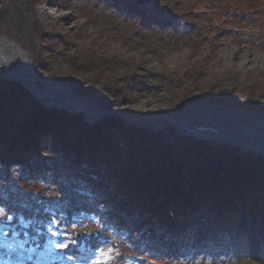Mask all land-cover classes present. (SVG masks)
Listing matches in <instances>:
<instances>
[{"label":"trees","instance_id":"trees-1","mask_svg":"<svg viewBox=\"0 0 264 264\" xmlns=\"http://www.w3.org/2000/svg\"><path fill=\"white\" fill-rule=\"evenodd\" d=\"M49 1L0 0V37L28 54L38 76L60 78L74 93L108 111L133 106L144 92L155 89L168 92V110L183 111L203 102L237 106L264 117V73L231 71L225 77L198 68L199 75L193 70L195 65L180 75H158L144 69L142 60L107 50L100 54L92 45H82L72 53L77 44L48 16L44 6ZM181 1L187 8L191 5ZM153 2L94 0L88 4L114 8L110 11L114 20L106 18L107 23L132 26V34H142V43L159 39L168 48H179L198 41V45L208 42L219 47L216 39L225 35L241 49H264V0L235 2L227 10L230 25L222 21L223 30L210 41L206 34H212L204 30L201 18L181 17V22L172 9L157 8ZM202 4L205 0H196L193 8ZM97 14L107 16V12ZM209 23L205 22L212 28L219 26L213 20ZM253 24L256 27L248 28ZM245 27L250 30L246 43L236 34ZM165 32L173 38L164 39ZM63 63L69 64V70L52 66ZM179 78L195 79L193 85L185 86L194 89L182 92L188 82L182 85ZM241 152L170 127L156 130L126 125L118 118L87 123L79 114L44 107L25 86L7 84L0 75V209L7 214L0 221L27 235L25 241L32 245L41 246L48 240L41 234L47 228L62 231L100 216L101 229L111 227L118 235L135 236L140 251L157 257L185 255L192 249L227 252L238 215L236 201L252 221L264 220V185L255 197L247 188L251 179L264 184V156ZM231 169L234 176L229 174ZM223 176L233 177L235 183ZM245 178L247 185L238 183ZM115 205L119 207L114 210ZM9 215L18 219L8 222L3 217ZM19 238L10 232L7 238L0 236V244ZM57 241L62 242V237ZM96 246L87 241L79 251L74 243L65 255L83 259ZM15 257L18 252H0V264L16 262Z\"/></svg>","mask_w":264,"mask_h":264},{"label":"rangeland","instance_id":"rangeland-1","mask_svg":"<svg viewBox=\"0 0 264 264\" xmlns=\"http://www.w3.org/2000/svg\"><path fill=\"white\" fill-rule=\"evenodd\" d=\"M93 1L94 0H78L77 4L71 5L70 2H67V4L64 1L59 2L57 0H51L44 6L46 12L48 11L49 13L48 16L57 22V25L59 26L58 30L64 34L67 33V35L70 37L69 39H72L77 44L74 49H72V53H75L77 48L82 45H92L95 50L98 49L100 51V54H103L105 50H107L112 54H120L125 58L133 57L136 60H142L141 65L144 69L153 70L154 73L158 75L159 72H175L176 74L173 76L180 75L187 70L191 71L190 66L193 67L195 65L196 67L193 68V70H197L199 75H201V72L198 68H201L202 71H207L215 75H224L225 77L228 76V73L231 71L233 73H264V49H241L236 43H233L232 40L225 35H219L220 38L216 39V43L219 44V47L211 46L208 44V42H202L201 45H198V41L192 43L190 46H182L179 48L174 46L168 48L165 41H161L159 39L152 40V42L148 44L142 43L139 40V37H141L142 34L140 32L137 33V36L132 34L131 25H129L131 28L127 29L122 25L113 27V25L107 23L106 18L114 20L110 13L111 9L114 10V8L104 7L101 4H93L91 7L88 3ZM154 1L155 2L153 3L157 8L165 7L172 9L170 12L180 17L179 21L181 22V17H183L185 20L201 18L204 30H210L212 34V36L206 34V41H210L215 36L214 34H217L218 31L223 30L221 28V26H223L221 23L222 21L226 20L230 25L231 19L227 13V10L235 7V2L238 0H205L206 4L199 5L197 9L193 8V4H195L196 0H184L185 4H191V7L189 6L188 8L181 0ZM200 1L202 0H198V3ZM237 5H241V3L237 2ZM104 12H107V16H100L97 14ZM210 20H213L216 24L219 23V28H212L205 24V22L209 23ZM131 21L136 23L135 19ZM133 22L130 23L135 25ZM252 27H256V25L253 24L251 27L248 25V28L252 29ZM249 31L250 30L245 27L236 34L239 36L242 42L246 43L248 42L247 33H249ZM259 31L261 30L259 29ZM255 32L256 28L252 30L250 34H254ZM172 38V34L165 32L164 39L171 40ZM24 53L27 54L26 52ZM52 66L56 69L63 68L64 70H69L68 67H70L68 63H63L62 66L58 67L54 65ZM39 78L44 80L54 78L67 83L64 80L49 74L39 76ZM5 79L7 84L17 83L9 78ZM178 81L183 85V83H185L187 80L184 78H179ZM187 82L188 84L183 85L184 87L193 85L195 79L193 80L192 78V81ZM26 88L28 89V87ZM191 88V86L185 88L182 87V92L185 91L187 94L191 91ZM55 96L57 95L55 94ZM33 97L35 98L34 95ZM167 98L168 92L160 91L158 93L157 90L150 89L144 92L143 96L139 97L133 106H126L123 108L141 113L168 111L166 107ZM35 99L46 108L60 110L56 107L40 102L37 100V98ZM59 99L61 100L62 98L60 97ZM205 104L206 103L200 102L197 105L191 106L187 108V110L183 111L191 112L190 108L196 106L201 107ZM191 114L193 113L191 112ZM212 143L217 144L222 142ZM226 145L239 149L242 151L241 153L248 152L264 156V150L259 147H235L229 144ZM229 174H235L234 170L231 169ZM223 178L226 177L223 176ZM226 179H229L228 183H235L234 181H231L233 180V177L231 179L227 177ZM242 180H238V183L243 185L248 184L246 178ZM251 180V183L249 182L251 186L247 188H250L253 197H255V195H258V191L262 188L260 186H263L264 184H257L254 179ZM162 189L164 190V188ZM156 190L158 191V189ZM23 192L25 194V190ZM25 199L28 201L31 200L28 198ZM234 204H236L238 215L236 216V220L233 224L234 236H232V239L229 241V243L234 244L235 242H238L239 245L237 247H228L229 249L227 252L223 251L221 253H216L203 251L204 253H198L199 255L187 252L185 255L183 254L178 256L177 254L174 255V257H169L168 255H165L164 257H157L156 254L147 250L140 251V249L135 245V241L138 242V239L136 240L135 236H131L128 233H126L124 236L118 235L111 227L108 229H106L107 227L101 229V217L91 216L89 217L88 221H83L81 223H77L76 225L73 224L72 227H69V229L63 228L62 231L55 230L57 227L54 229L53 227L45 229L46 232H41V234L48 238V240L45 241L41 246L39 244H29L27 240L25 241L27 235L21 234V231L15 230V234H12V236L19 234L21 239L19 238L18 240L9 242L8 244L13 246L12 254L13 252H18L19 259L14 263L9 262V264L28 263L25 262L26 260L31 261L32 264H264V257L260 252L263 248L262 242H264V220H256L255 222L252 221L248 212L242 209V204L239 200ZM116 207L118 208L119 206H113L114 210ZM104 210L106 212L108 211V209ZM6 215L7 214H4L3 210L0 209V218ZM3 218L7 220V217ZM14 219L18 218L14 217ZM2 221L4 220H1L0 224ZM104 230L105 232H103ZM222 233L223 232H221V234ZM70 234H72V236H70ZM93 234L97 235V238L94 240L90 239ZM59 236L62 237V242L59 243L66 245V247L57 248L55 246V244L58 242L57 238ZM77 240H81L83 243L76 242ZM87 241L93 242L97 246L84 255L83 259H81L82 257L75 258L69 254V256L65 255V253H67V251L70 249V246H72L74 243H76L79 251L84 250V242L86 244ZM67 261L68 263H64Z\"/></svg>","mask_w":264,"mask_h":264},{"label":"water","instance_id":"water-1","mask_svg":"<svg viewBox=\"0 0 264 264\" xmlns=\"http://www.w3.org/2000/svg\"><path fill=\"white\" fill-rule=\"evenodd\" d=\"M137 1L142 4L149 0ZM25 59L29 57L20 47L0 37L1 76L28 87L32 95L44 104L64 110L69 115H81L87 123L118 118L126 125L146 126L156 130L170 127L197 140L264 150V117L255 111L211 103L190 108L193 114L182 110L141 113L120 108L108 111L78 96L65 82L54 78H39L32 65L24 63ZM96 238V234L90 237L92 240Z\"/></svg>","mask_w":264,"mask_h":264},{"label":"snow or ice","instance_id":"snow-or-ice-1","mask_svg":"<svg viewBox=\"0 0 264 264\" xmlns=\"http://www.w3.org/2000/svg\"><path fill=\"white\" fill-rule=\"evenodd\" d=\"M13 219L12 216H7V220L11 221ZM15 234V228L13 225L8 224V223H4V224H0V236L7 238L9 236V233ZM55 246L57 248H63L66 247V245L57 242L55 244ZM13 251V246L11 244H7V243H2L0 244V252H3L5 254H11Z\"/></svg>","mask_w":264,"mask_h":264},{"label":"bare ground","instance_id":"bare-ground-1","mask_svg":"<svg viewBox=\"0 0 264 264\" xmlns=\"http://www.w3.org/2000/svg\"><path fill=\"white\" fill-rule=\"evenodd\" d=\"M50 1H51V0H50ZM50 1H49V2H50ZM47 14H49L48 11H47ZM24 63L28 65V64L30 63V60H29V59H28V60L25 59V62H24ZM30 64H31V63H30ZM253 252H254V251H253Z\"/></svg>","mask_w":264,"mask_h":264}]
</instances>
